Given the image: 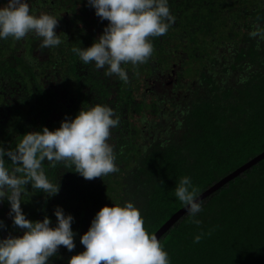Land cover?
Returning <instances> with one entry per match:
<instances>
[{"label":"trees","instance_id":"16d2710c","mask_svg":"<svg viewBox=\"0 0 264 264\" xmlns=\"http://www.w3.org/2000/svg\"><path fill=\"white\" fill-rule=\"evenodd\" d=\"M27 3L58 19L62 43L42 48L34 33L0 39V144L14 148L26 132L55 129L83 104H107L119 118L109 138L118 172L86 180L45 160L58 194L31 183L24 189L29 219L47 215L54 225L57 206L74 217L76 247L61 246L49 264H68L84 250L80 237L104 205L133 201L154 234L185 206L174 194L179 178L190 176L198 196L264 151V41L249 36L256 24L264 27V0H169L174 23L150 38L154 51L145 63L122 64L127 83L72 51L90 46L108 23L87 0ZM201 205L199 224L186 213L160 238L170 264H264V159ZM9 210L0 202V238L21 234Z\"/></svg>","mask_w":264,"mask_h":264},{"label":"clouds","instance_id":"9594fccd","mask_svg":"<svg viewBox=\"0 0 264 264\" xmlns=\"http://www.w3.org/2000/svg\"><path fill=\"white\" fill-rule=\"evenodd\" d=\"M87 3L97 17L108 23L90 46L74 47L72 51L84 64L94 63L96 69H105V75H115L125 83L129 77L122 64L145 63L154 51L150 38L166 34L175 21L169 0ZM57 25L55 16L31 12L27 0H6L0 6V39L12 37L18 41L34 33L42 38V48H53L62 43ZM249 36L258 37L259 44L264 41V27L256 24ZM118 124L119 118L107 104H83L74 118H64L55 129L43 126L26 132L14 148L0 144V202L8 201L13 225L21 230L19 235L0 238V264H49L61 246L69 252L76 247L71 213L65 214L57 206L54 225L47 215L42 220H31L21 207V196L29 183L47 196L58 194L60 184L48 179L43 168L45 160L53 166L63 162L86 180L118 172L114 148L109 143L111 129ZM174 194L185 205L192 222L199 224L196 217L202 205L190 176L179 178ZM200 239L196 235L194 242ZM80 243L84 250L72 255L68 264H170L168 252L157 236L145 229L140 209L133 201L100 208Z\"/></svg>","mask_w":264,"mask_h":264},{"label":"water","instance_id":"95a60500","mask_svg":"<svg viewBox=\"0 0 264 264\" xmlns=\"http://www.w3.org/2000/svg\"><path fill=\"white\" fill-rule=\"evenodd\" d=\"M264 159V151L257 154L253 158H251L249 161L245 162L241 166H239L234 171L230 172L217 182H215L212 186L201 192L197 197L199 201L201 202L203 199L211 195L213 192L218 190L223 185L227 184L230 180L234 179L238 175L242 174L245 170L251 168L253 165L258 163L260 160ZM187 212V209L185 206L177 210L162 226L154 233V235L157 236V239L160 240V238L169 230L171 229L174 224L182 218Z\"/></svg>","mask_w":264,"mask_h":264},{"label":"bare ground","instance_id":"6f19581e","mask_svg":"<svg viewBox=\"0 0 264 264\" xmlns=\"http://www.w3.org/2000/svg\"><path fill=\"white\" fill-rule=\"evenodd\" d=\"M187 133V132H186Z\"/></svg>","mask_w":264,"mask_h":264},{"label":"rangeland","instance_id":"374dc122","mask_svg":"<svg viewBox=\"0 0 264 264\" xmlns=\"http://www.w3.org/2000/svg\"><path fill=\"white\" fill-rule=\"evenodd\" d=\"M111 144V143H110Z\"/></svg>","mask_w":264,"mask_h":264}]
</instances>
